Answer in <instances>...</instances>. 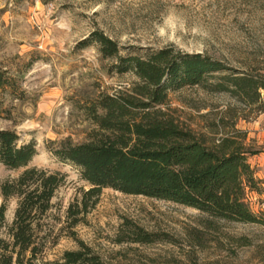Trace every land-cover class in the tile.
I'll return each mask as SVG.
<instances>
[{
	"label": "rangeland",
	"instance_id": "obj_1",
	"mask_svg": "<svg viewBox=\"0 0 264 264\" xmlns=\"http://www.w3.org/2000/svg\"><path fill=\"white\" fill-rule=\"evenodd\" d=\"M170 16L185 23L187 31L177 32L185 42L193 39L194 26L207 33L202 49L186 53H201L264 78V0H0V70L18 85L16 95L0 94V130L16 131L19 145L35 142L30 167L67 175L53 199L51 218L59 220L49 222L58 244L47 250L46 261L77 249L66 212L80 189L87 188L77 168L49 151L50 143L86 142L94 126L82 106L137 81L132 74L115 72V59L103 58L96 44L82 43L100 30L118 42L123 56L170 46L181 51L159 35ZM261 98L264 106V90ZM165 110L209 148L245 154L255 185L246 188L245 201L264 221V110L199 86L171 92ZM23 170L0 163V206L2 185ZM16 207V199L8 202L9 223ZM127 221L164 241L119 243L120 235H131ZM73 230L109 264H264L262 224L211 219L193 208L112 189L103 190L96 207Z\"/></svg>",
	"mask_w": 264,
	"mask_h": 264
},
{
	"label": "trees",
	"instance_id": "obj_2",
	"mask_svg": "<svg viewBox=\"0 0 264 264\" xmlns=\"http://www.w3.org/2000/svg\"><path fill=\"white\" fill-rule=\"evenodd\" d=\"M90 44L99 47L103 58L115 59V72L132 74L137 81L129 89L100 95L82 106L94 126L86 142L66 140L48 147L59 161L77 168L87 185L66 212L69 236L78 247L64 251L60 260H45L47 250L58 244L49 221L59 220L51 218L53 199L67 175L30 167L37 154L35 142L19 145L16 131L2 129L0 163L24 170L1 187L0 264H109L73 230L96 207L105 189L183 205L211 219L264 225L245 201L246 188L255 189L254 172L245 154H222L209 148L165 110L171 92L199 86L228 93L262 111L264 78L172 46L123 56L118 42L100 30L82 43ZM17 90V79L0 70V94L16 95ZM2 110L0 105V116ZM12 199L17 200V207L9 223L6 214ZM125 227L131 235H120L119 243L164 241L133 222L127 221Z\"/></svg>",
	"mask_w": 264,
	"mask_h": 264
},
{
	"label": "clouds",
	"instance_id": "obj_3",
	"mask_svg": "<svg viewBox=\"0 0 264 264\" xmlns=\"http://www.w3.org/2000/svg\"><path fill=\"white\" fill-rule=\"evenodd\" d=\"M186 32L185 23L178 18L170 16L165 21V26L160 28L159 35L167 37V40L173 43L181 51L189 52L203 48V40L207 37V33L200 27L194 26L191 28V36L193 39L185 42L177 32ZM198 38V39H197Z\"/></svg>",
	"mask_w": 264,
	"mask_h": 264
}]
</instances>
